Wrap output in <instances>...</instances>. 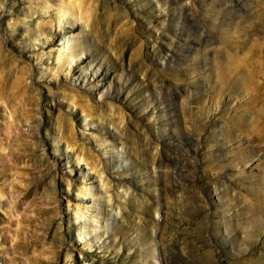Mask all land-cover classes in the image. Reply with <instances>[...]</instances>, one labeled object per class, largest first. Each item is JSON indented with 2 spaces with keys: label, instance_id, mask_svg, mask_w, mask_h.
Returning a JSON list of instances; mask_svg holds the SVG:
<instances>
[{
  "label": "rangeland",
  "instance_id": "1",
  "mask_svg": "<svg viewBox=\"0 0 264 264\" xmlns=\"http://www.w3.org/2000/svg\"><path fill=\"white\" fill-rule=\"evenodd\" d=\"M263 14L0 0V264H264Z\"/></svg>",
  "mask_w": 264,
  "mask_h": 264
},
{
  "label": "bare ground",
  "instance_id": "2",
  "mask_svg": "<svg viewBox=\"0 0 264 264\" xmlns=\"http://www.w3.org/2000/svg\"><path fill=\"white\" fill-rule=\"evenodd\" d=\"M264 15V14H263ZM59 18V17H58ZM262 21H263V24H264V17L262 18ZM250 23V22H249ZM254 24V23H253ZM61 29V27H60ZM59 29V30H60ZM68 31H70L69 29H66V30H63L61 29L60 30V33L62 35L61 37V43H59V48L56 49V52H57V59L58 61L60 62L65 56H69L70 55V40H69V37L68 38H65L64 36H66V33H68ZM262 36H261V39L262 41L260 42V44H256L254 47H253V50L254 51H257L259 50V48L261 47V45L264 44V27L263 29L261 30V33ZM225 47H231L234 48L235 47V32L234 34H231L230 36L228 37H225ZM52 44V43H50ZM234 46V47H233ZM228 51V50H227ZM234 55L235 54V50H233L232 52ZM222 55H226V54H222ZM221 56V55H220ZM223 56V57H224ZM230 57V56H229ZM226 58V57H225ZM227 59V58H226ZM215 62L214 67L212 70H215L216 74L218 77V81L221 83V86L219 88V90H235V58L233 57H230L227 61L220 59L218 60L217 57H214V60ZM212 61V62H213ZM70 71H68L69 73ZM212 73V72H211ZM210 73V75H211ZM214 75V76H215ZM239 81V80H238ZM224 87V88H223ZM209 88V87H208ZM207 88V89H208ZM222 88V89H221ZM207 91V90H206ZM232 91V92H233ZM205 92V91H204ZM229 94V93H228ZM214 97V96H213ZM230 103L228 104L229 107H231L233 105V101H229ZM208 104V103H207ZM218 109V107H215L214 109H212L213 111H216ZM262 116V115H261ZM263 118V121H264V114L262 116ZM264 127V126H263ZM260 135H259V138L264 142V128H262L260 131H259ZM77 167V166H76ZM77 169H79V167H77ZM85 222V221H84ZM83 221H81V223H84Z\"/></svg>",
  "mask_w": 264,
  "mask_h": 264
}]
</instances>
